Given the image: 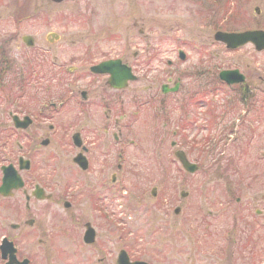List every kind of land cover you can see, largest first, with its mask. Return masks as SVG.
Returning <instances> with one entry per match:
<instances>
[{
    "label": "rangeland",
    "instance_id": "obj_1",
    "mask_svg": "<svg viewBox=\"0 0 264 264\" xmlns=\"http://www.w3.org/2000/svg\"><path fill=\"white\" fill-rule=\"evenodd\" d=\"M246 28L264 29V0H0V44L9 40L5 50L13 59L27 50L22 35L34 33L45 44L46 34L56 32L60 39L50 50L62 52L67 69H86L107 54L138 64L145 84L159 85L173 68L167 61H178L181 49L187 57L178 64V74L185 73L182 88L205 84L201 121L205 127L190 128L182 138L187 143L180 144L198 163L196 173L184 171L176 162L171 145L177 139L172 135L176 114L161 110L155 99L134 123L130 121L133 127L124 139L113 141L115 152L125 138L132 142L125 146L123 160L129 172L119 182L126 197L115 201L109 226L115 242H120L118 236L128 240L135 257L163 260L161 264H171V258H196L185 246L173 252L175 242H190L186 235L172 234L176 220V227L205 228L207 264H264V50L251 44L229 50L213 39L217 29ZM86 50L91 56H85ZM134 51L142 64L133 61ZM222 69H239L245 84L226 85L217 76ZM244 87L251 89L254 97L249 98L255 100L247 106L237 101ZM11 108L8 101H0L1 112ZM193 117V111L186 112V118ZM61 146L51 138L50 162L64 163V157L73 154L71 148ZM153 186L159 188L156 198L151 194ZM180 191L188 196L181 198ZM182 202L175 216L173 210Z\"/></svg>",
    "mask_w": 264,
    "mask_h": 264
},
{
    "label": "flooded vegetation",
    "instance_id": "obj_2",
    "mask_svg": "<svg viewBox=\"0 0 264 264\" xmlns=\"http://www.w3.org/2000/svg\"><path fill=\"white\" fill-rule=\"evenodd\" d=\"M20 39L27 50L19 59H13L11 51L5 50L9 40L0 44V101H8L12 107L0 111V264H161L163 260L135 257L132 245L123 237L118 236L120 242H115L109 214L114 212L116 199L126 197L119 182L129 172L123 160L125 146L132 141L122 140L116 152L113 141L124 139L125 132L128 134L133 127L131 123L151 108L154 99L161 110L176 114L173 152L183 150L180 144L186 142L182 138L190 128L204 129L205 84L185 91V73L178 74L179 59L184 62L186 53L179 49L178 61H167L173 68L162 83L146 85L138 64L127 58L101 54L86 69H67L62 52L50 50L60 39L56 32L46 34L45 44L37 41L34 33ZM85 52V56H91ZM138 54L133 52V61L140 63ZM115 60H119L115 65L103 64ZM202 60L205 62V58ZM126 67L135 78L115 87L109 71L120 73V84ZM247 90L251 91L245 87L241 93L245 106L255 101L245 99ZM188 111L194 112L193 118H186ZM51 138L71 148L73 154L64 157V163L50 162ZM158 192L156 186L151 188L152 197L156 198ZM173 212L175 216L180 214L177 209ZM190 220L195 224L194 214ZM172 223V234L186 235L190 241L186 245L175 242L173 252L179 253V246H185L196 258H171L168 262L205 264V228L176 227V220Z\"/></svg>",
    "mask_w": 264,
    "mask_h": 264
},
{
    "label": "water",
    "instance_id": "obj_3",
    "mask_svg": "<svg viewBox=\"0 0 264 264\" xmlns=\"http://www.w3.org/2000/svg\"><path fill=\"white\" fill-rule=\"evenodd\" d=\"M52 1L60 2L62 0H52ZM255 10H258V9L255 8ZM24 38L26 39V37ZM214 38L216 40L224 42L226 46L229 48H235L247 42H252L255 45L256 49L258 50L264 48V30H246L242 32L217 31L214 35ZM117 62L118 61H108L103 64L115 65ZM109 72L111 73V76L120 74L118 71H115V70H111ZM219 77L228 83L242 81L244 79L243 75H241L238 72V70H222L219 73ZM177 155L186 169L190 171L195 170V165L189 164L180 153Z\"/></svg>",
    "mask_w": 264,
    "mask_h": 264
}]
</instances>
